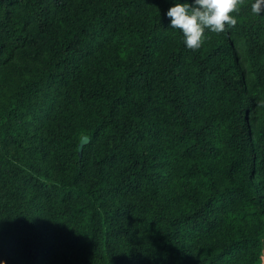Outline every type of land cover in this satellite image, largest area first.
Wrapping results in <instances>:
<instances>
[{"label": "trees", "instance_id": "obj_1", "mask_svg": "<svg viewBox=\"0 0 264 264\" xmlns=\"http://www.w3.org/2000/svg\"><path fill=\"white\" fill-rule=\"evenodd\" d=\"M253 2L193 51L174 0H0V261L260 264Z\"/></svg>", "mask_w": 264, "mask_h": 264}, {"label": "clouds", "instance_id": "obj_2", "mask_svg": "<svg viewBox=\"0 0 264 264\" xmlns=\"http://www.w3.org/2000/svg\"><path fill=\"white\" fill-rule=\"evenodd\" d=\"M242 3L243 0H193L190 5L174 0V6L169 8L166 16L170 18L169 27L181 31L186 48L195 51L200 49L207 39L206 30L222 33L226 26L230 28L237 24ZM250 10L252 14L261 17L264 0H254ZM261 260L264 264V257ZM0 264L5 262L0 261Z\"/></svg>", "mask_w": 264, "mask_h": 264}, {"label": "water", "instance_id": "obj_3", "mask_svg": "<svg viewBox=\"0 0 264 264\" xmlns=\"http://www.w3.org/2000/svg\"><path fill=\"white\" fill-rule=\"evenodd\" d=\"M88 143V140L86 138H83L79 144V156H81L83 147Z\"/></svg>", "mask_w": 264, "mask_h": 264}, {"label": "rangeland", "instance_id": "obj_4", "mask_svg": "<svg viewBox=\"0 0 264 264\" xmlns=\"http://www.w3.org/2000/svg\"><path fill=\"white\" fill-rule=\"evenodd\" d=\"M264 235V234H263ZM263 235H262V237H261V240H262V238H263ZM262 257H264V248H263V251H262V256H261V258ZM260 264H262V260L260 259Z\"/></svg>", "mask_w": 264, "mask_h": 264}, {"label": "crops", "instance_id": "obj_5", "mask_svg": "<svg viewBox=\"0 0 264 264\" xmlns=\"http://www.w3.org/2000/svg\"><path fill=\"white\" fill-rule=\"evenodd\" d=\"M262 242H263V244H264V235H263V238H262Z\"/></svg>", "mask_w": 264, "mask_h": 264}]
</instances>
